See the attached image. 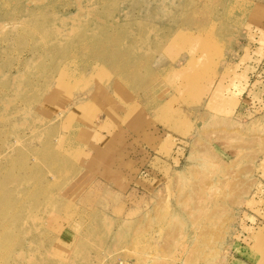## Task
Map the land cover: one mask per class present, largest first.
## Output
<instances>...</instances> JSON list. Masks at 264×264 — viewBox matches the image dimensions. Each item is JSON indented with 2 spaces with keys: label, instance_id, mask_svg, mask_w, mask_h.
I'll use <instances>...</instances> for the list:
<instances>
[{
  "label": "rangeland",
  "instance_id": "obj_1",
  "mask_svg": "<svg viewBox=\"0 0 264 264\" xmlns=\"http://www.w3.org/2000/svg\"><path fill=\"white\" fill-rule=\"evenodd\" d=\"M252 56L264 0H0V264H264Z\"/></svg>",
  "mask_w": 264,
  "mask_h": 264
},
{
  "label": "crops",
  "instance_id": "obj_2",
  "mask_svg": "<svg viewBox=\"0 0 264 264\" xmlns=\"http://www.w3.org/2000/svg\"><path fill=\"white\" fill-rule=\"evenodd\" d=\"M264 59V56H262ZM262 59V58H261ZM260 62V61H259ZM258 62V59L255 56H252V59L249 61L248 66V71H247V77L250 78L249 82H247L246 87L250 91L252 88H260L263 89L264 87V70H263V64L260 65V63H264V61ZM260 65V66H259ZM259 67V71H258ZM256 72V73H253Z\"/></svg>",
  "mask_w": 264,
  "mask_h": 264
},
{
  "label": "built area",
  "instance_id": "obj_3",
  "mask_svg": "<svg viewBox=\"0 0 264 264\" xmlns=\"http://www.w3.org/2000/svg\"><path fill=\"white\" fill-rule=\"evenodd\" d=\"M118 264H127V263H124V262H119Z\"/></svg>",
  "mask_w": 264,
  "mask_h": 264
}]
</instances>
